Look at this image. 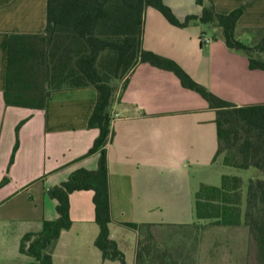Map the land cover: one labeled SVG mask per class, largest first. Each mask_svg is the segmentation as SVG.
<instances>
[{"label": "crops", "instance_id": "1", "mask_svg": "<svg viewBox=\"0 0 264 264\" xmlns=\"http://www.w3.org/2000/svg\"><path fill=\"white\" fill-rule=\"evenodd\" d=\"M164 2L181 20L200 15L203 9L197 0ZM214 3L220 13L243 9L237 30L245 42L251 40L245 29L264 27V0ZM46 27L47 0H0V181L9 177L0 188V264H31L32 258L20 252L23 235L41 230L44 220L59 216L58 201L49 189L75 170H95L99 164V154L85 156L100 133L88 126L97 102L95 87L55 91L44 109L6 105L9 36L40 34ZM206 38L211 41L206 43ZM143 46L175 60L193 79L226 100L238 105L264 103V71L251 69L247 56L230 50L219 28L178 27L149 6ZM123 84L119 82L113 105L115 134L108 145L111 237L128 264H137L140 235L124 223L156 224L172 230L152 232L151 238L160 252L175 258V264H202L204 255L215 262L226 255V249L214 233L207 232L221 227H207L194 245L187 231L198 222L194 202L200 185L217 186L223 174L232 173L222 168L220 158L215 160L216 111L199 93L185 88L175 73L149 63L138 64ZM22 121L19 148L10 164L16 128ZM93 198V190L70 194L73 223L59 237L53 264H121L104 260L95 245L99 225ZM162 240L172 242L164 245ZM192 248H197V254L190 252ZM228 252L235 255L233 249ZM154 264L170 263L160 259Z\"/></svg>", "mask_w": 264, "mask_h": 264}, {"label": "trees", "instance_id": "2", "mask_svg": "<svg viewBox=\"0 0 264 264\" xmlns=\"http://www.w3.org/2000/svg\"><path fill=\"white\" fill-rule=\"evenodd\" d=\"M197 3L202 6V13L188 15L181 20L164 0H47V27L43 33H12L9 36L4 90L7 106L44 109L51 94L63 89L92 86L98 93L88 126L98 128L100 133L85 155L99 154L98 167L95 170L77 169L66 181L49 189L50 196L58 201L59 216L44 220L41 230L23 235L20 252L32 258L31 264H53L59 237L73 223L70 194L77 190L94 191L96 222L99 225L95 245L102 252L103 259L128 264L125 253L110 232L113 216L108 145L115 134L113 105L119 82L126 86L128 76L140 63L172 71L185 88L199 93L216 111L218 149L215 160L220 158L229 167H255L264 173V103L238 105L226 100L193 79L175 60L148 51L143 46L145 12L152 6L178 27L202 24L221 29L230 50L247 56L251 69L264 71V27L245 29L251 35L250 42H245L237 30L242 8L220 13L214 0H197ZM213 38L216 39V35ZM23 123L16 128L18 137L10 164L19 148V130ZM8 181L6 175L0 181V188ZM243 185L242 177L228 173L222 175L219 186L202 183L194 202L198 222L191 225L189 235L192 236L194 229L205 225L206 221L217 226L245 225L264 264V178L254 177L248 181L244 211ZM124 224L138 230L140 235L137 264H154L160 259L176 263L173 256L160 252L157 241L151 238L159 225ZM204 231L195 232L191 243L196 244ZM171 242L162 240L161 244ZM179 253L184 254L183 251Z\"/></svg>", "mask_w": 264, "mask_h": 264}, {"label": "rangeland", "instance_id": "3", "mask_svg": "<svg viewBox=\"0 0 264 264\" xmlns=\"http://www.w3.org/2000/svg\"><path fill=\"white\" fill-rule=\"evenodd\" d=\"M222 168L232 172L228 174L239 175L240 177H242L244 182L243 185V211H244L246 207L248 181L250 180V178H254V177L264 178V173L260 172L255 167L241 169V168L224 166L222 164ZM217 184H218L217 186H219L221 185V182ZM205 223H206L205 225L202 224L201 226H198L196 229H194V232L191 233L192 238H194L195 232L200 233L201 231L206 230V226L213 225L210 224L208 221H206ZM219 227L221 228H212L208 230L209 232L207 233L208 235L214 233L212 235H214L215 238L222 241L221 247L224 250L226 249L225 250L226 255L223 256L222 258H218L215 262L213 259H210L207 255H204L202 264H245V261L247 264H262V258L258 253L256 243L253 240L252 234L247 226L243 225L239 227H227V226H219ZM166 230L172 231L171 229H166V228H162V229L156 228L153 230V233H160ZM191 231H187V232H191ZM230 249L234 250L233 254L235 255H232L230 254V252H228ZM193 251L196 254L198 252L197 248H195ZM229 259H233V261ZM1 262L4 263V260H1ZM195 264H201V263L196 262Z\"/></svg>", "mask_w": 264, "mask_h": 264}, {"label": "built area", "instance_id": "4", "mask_svg": "<svg viewBox=\"0 0 264 264\" xmlns=\"http://www.w3.org/2000/svg\"><path fill=\"white\" fill-rule=\"evenodd\" d=\"M210 41H211V39H209V38H206V39H205V42H206V43H209Z\"/></svg>", "mask_w": 264, "mask_h": 264}]
</instances>
